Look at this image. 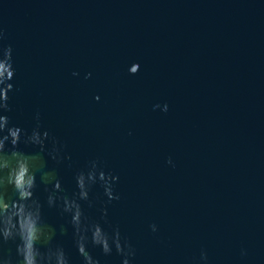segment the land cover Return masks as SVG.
<instances>
[{"label": "water", "instance_id": "water-1", "mask_svg": "<svg viewBox=\"0 0 264 264\" xmlns=\"http://www.w3.org/2000/svg\"><path fill=\"white\" fill-rule=\"evenodd\" d=\"M0 80L25 154L6 142L0 170L37 173L42 251L85 264L75 200L109 237L85 233L93 264H264V0H0Z\"/></svg>", "mask_w": 264, "mask_h": 264}, {"label": "clouds", "instance_id": "clouds-1", "mask_svg": "<svg viewBox=\"0 0 264 264\" xmlns=\"http://www.w3.org/2000/svg\"><path fill=\"white\" fill-rule=\"evenodd\" d=\"M15 75V69H13ZM14 78V77H13ZM13 84L0 80V109L7 110L9 93L13 91ZM99 99V97H97ZM6 134H3L5 133ZM0 153L5 149L6 142L10 143L12 148V156L15 154L24 156L25 154L18 150L21 139V129L18 127H8L7 116H0ZM35 134V132H34ZM45 137L47 133L44 134ZM32 137V136H31ZM31 137L29 140L31 141ZM32 142V141H31ZM35 143L42 144V140ZM0 172H6L7 177L3 185H0V198H3V207H0V242L18 241L16 243L17 264H68L67 257L62 248H56L54 251L48 249L42 251L38 244H42L47 238V233L43 227L42 205L34 198V189L36 188L37 173L32 170L31 164L21 159H15L14 164L8 166ZM89 182L96 179L95 171L88 173ZM99 179L104 182L105 193L109 199H113L111 187L108 183L109 178L103 172L99 173ZM77 186L79 188L80 199L88 198V190L86 178L83 174L77 177ZM54 191L60 190V182L57 180L53 185ZM11 190L15 194L14 199H9L8 192ZM51 197L49 204L51 205ZM64 211L70 212L71 223L75 232L79 235L77 241L78 254L84 257L85 264H93L90 254L86 250L85 233L91 231V239L94 245L101 247L105 254L110 253L109 237L103 231L99 224L92 225L90 228L82 226L81 208L75 201H64ZM112 242L117 252L122 253L124 248L120 242L119 233L117 232L112 238ZM0 259H4L0 257ZM5 264H11V259L5 260ZM123 264H128L125 260Z\"/></svg>", "mask_w": 264, "mask_h": 264}]
</instances>
